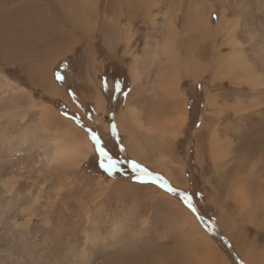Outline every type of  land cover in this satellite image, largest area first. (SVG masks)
<instances>
[{"label": "rangeland", "instance_id": "374dc122", "mask_svg": "<svg viewBox=\"0 0 264 264\" xmlns=\"http://www.w3.org/2000/svg\"><path fill=\"white\" fill-rule=\"evenodd\" d=\"M168 36L180 58L174 97L152 83ZM224 65L226 77L214 76ZM127 107L145 128L158 123L150 144L143 135L149 157L138 160L125 130L107 131ZM57 118L187 193L203 219L177 195L139 183L126 163L105 173L95 150L76 166L51 163ZM216 138L233 142L230 182L234 173L248 182L224 189V160L217 167L209 147ZM263 157L264 0H0V264H264V183L248 175ZM189 212L214 248L197 238Z\"/></svg>", "mask_w": 264, "mask_h": 264}, {"label": "bare ground", "instance_id": "6f19581e", "mask_svg": "<svg viewBox=\"0 0 264 264\" xmlns=\"http://www.w3.org/2000/svg\"><path fill=\"white\" fill-rule=\"evenodd\" d=\"M199 18L200 16L198 15V17L195 19L196 22H199ZM221 20H219L220 22ZM205 21H201L200 22V27H202V29L206 30L207 32H213L214 28L213 29H210L209 27V24H207V21L206 23L204 24ZM221 23V22H220ZM204 24V25H203ZM221 25V24H220ZM195 28V27H194ZM232 35V34H231ZM228 38V37H227ZM236 39V38H235ZM234 39V41H236ZM230 41V40H229ZM238 41V39H237ZM175 40L174 38H170V36H168V38L166 39L165 43L163 44L164 47H162L164 50H160L162 51V53L165 55V61H164V64H161L159 69H158V72H157V76H156V82H152L153 84H155V90L165 96V95H168L170 96L169 94L173 95L172 97H174L175 93L177 94V91H178V83H179V75L177 74L178 72V64H179V52H178V45L175 44ZM236 43V42H234ZM238 44V43H236ZM233 46V45H232ZM239 47V46H238ZM237 47V48H238ZM235 48V47H234ZM240 50V47L238 48ZM238 50V51H239ZM234 51H237V49ZM237 51V52H238ZM240 52V51H239ZM231 53V52H230ZM229 53V54H230ZM236 54L238 55L239 53H236L235 52V57H238L236 56ZM242 54V53H241ZM159 55V54H158ZM163 55V56H164ZM160 56V55H159ZM241 56V55H240ZM161 57V56H160ZM229 58V56H227ZM242 58V57H241ZM226 60V58H223ZM232 59V58H231ZM235 59V58H234ZM237 60V59H236ZM230 61V60H229ZM228 61V62H229ZM178 62V63H177ZM225 62V61H224ZM222 62V64L224 63ZM239 62V61H237ZM232 63V62H231ZM226 64V63H225ZM229 64V63H228ZM227 64V65H228ZM225 66V65H224ZM247 66V65H246ZM226 67V68H225ZM224 68L222 67H218L219 70H216V73L214 74L215 75H218L220 73H223L224 75L229 73V71L227 70V66H225ZM231 67V66H230ZM229 67V68H230ZM234 67V66H233ZM236 67V66H235ZM240 67V66H238ZM250 67V66H249ZM254 67H252L251 69H253ZM240 70V68H237ZM225 70V72H224ZM235 70V69H233ZM249 70V69H248ZM248 70H245L244 71V75L247 73ZM220 71V72H218ZM236 71V70H235ZM241 71V70H240ZM256 71V70H255ZM227 72V73H226ZM231 72V71H230ZM250 73V72H249ZM247 75L246 79H248L249 77H251V73ZM133 74L134 75H138V72L137 70H133ZM194 76L195 73H193ZM220 76V75H219ZM229 76V75H228ZM226 77V75L224 76ZM258 78V77H257ZM223 79V77H222ZM235 79V78H234ZM244 79V77H243ZM251 80V79H250ZM258 80V79H257ZM261 80V79H260ZM252 81V80H251ZM259 81V80H258ZM260 82V81H259ZM263 82V80H262ZM236 84H239V83H236ZM255 84V83H254ZM55 87V86H54ZM130 90H133V86L131 87ZM131 93V92H130ZM183 96V95H182ZM174 98H172L173 100ZM184 100V99H183ZM103 102H101L100 104H102ZM178 105V104H177ZM181 105V104H179ZM184 103L182 104V106L178 107L177 109V118L175 119V126L173 124H170L172 126H174L173 130H172V136L175 135L174 137H177L179 132H180V128L182 126V124L185 122V120L187 119V113L185 111V105ZM102 106V105H101ZM176 108V107H175ZM184 108V111H182V109ZM48 110V108H47ZM123 113V112H122ZM125 115H123V120L125 119V117H128L129 119H132L133 121V124L135 126V128L137 129H142V130H147V135L149 137V134L152 133L151 131L154 130V126L152 125H155L157 126L158 123H156V120H152L151 123L148 124V126L145 128L142 121L140 119H138L139 117V113L137 108H129L127 107V110L124 111ZM239 113V112H238ZM240 114V113H239ZM45 115V114H44ZM51 115V114H50ZM176 115V114H174ZM238 119H242L241 116H237ZM119 119L120 121V125H122L123 123V120ZM163 120V119H162ZM57 121L62 124V128H58V131L61 133L60 134V137H57L55 138L54 142L50 143V144H53L52 147L53 149L50 150L51 152L48 153V154H51V157L49 159V161L51 163H53V161L55 162H60L62 161L63 163L65 164H71L73 166H76L78 164H80L82 161L86 160L88 158V156H90L89 154L93 152L94 150V146H93V143L92 141L87 137V134L85 135H82L80 132H78V130L72 125V122L70 120H67V119H60V118H57ZM171 121V120H170ZM163 122V121H162ZM165 122V121H164ZM163 122V123H164ZM146 124V123H145ZM168 124V123H167ZM165 125V124H163ZM122 127V126H121ZM161 127V126H160ZM163 127V126H162ZM168 127V126H167ZM158 128V127H157ZM160 129V128H159ZM169 129V128H168ZM171 130V129H170ZM168 130V132L170 131ZM163 132V131H162ZM135 133V132H133ZM155 133V132H153ZM130 136V135H129ZM167 136V135H166ZM170 136V135H169ZM165 137V136H164ZM168 137V136H167ZM130 139V138H129ZM154 136H151L148 138V144H150L153 140H154ZM174 140V139H173ZM133 141V139H132ZM146 141V140H145ZM262 141V140H261ZM144 142V141H143ZM147 143L144 142V144H142L140 142V139H134L133 141V145L134 147L136 148V151L138 153H140L141 157L140 158H143L144 156H147L149 157V154H151L152 152L150 153H147L146 151L148 150V146H147ZM260 143V141H259ZM41 144V143H40ZM232 144L233 142H230L229 140L227 142L225 141H221L219 140L218 138L212 140L211 139V142H210V149H211V154H212V158L214 160V164L216 165V162L220 161V160H224V163L218 167V171H219V175L220 176H217V178L220 177V180H222L223 182V185H224V189L226 188L227 189V185L229 186V184L231 185V187L233 188H236V186L239 184V183H246L248 182L246 179V176H243V178H240L239 176L236 175V173H234V177L233 178V181H235V183H232L230 182V176H232V174L230 175L229 174V171L228 169L226 170V167L227 165H230L229 162L231 161V159H233V157L235 156H231L230 157V161L229 159H227L226 157V150L228 148H231L232 149ZM261 145V144H260ZM152 149L153 148H156L155 147H151ZM133 149V147H132ZM131 151V150H130ZM225 152V153H224ZM223 153V154H222ZM250 153V152H249ZM137 154V153H136ZM151 157V156H150ZM261 158V157H259ZM264 158V157H263ZM142 160V159H141ZM263 160L262 163H259V160H256L254 162H256L255 164L253 163L252 165V168L250 167V172H248V175L251 173V176H256V178H258L262 184L264 183V159H261ZM143 162V160H142ZM146 162V161H145ZM147 163V162H146ZM37 164V163H36ZM158 164V163H157ZM246 165V164H245ZM156 166V165H155ZM160 167V165H158ZM254 166V167H253ZM246 167V166H245ZM182 168V167H181ZM243 168V167H241ZM231 169V168H230ZM255 171H254V170ZM238 170V169H237ZM244 172V171H242ZM246 173V172H245ZM169 174V173H168ZM172 174V173H171ZM242 175V174H241ZM244 175V174H243ZM247 177H250V176H247ZM236 178V179H235ZM254 178V177H253ZM235 179V180H234ZM251 180H254V179H251ZM258 180V182H259ZM174 184L176 185H179V183L182 185L181 181H180V178H176L174 176V179L172 180ZM229 181V182H228ZM221 186V185H220ZM241 186V185H240ZM223 187V186H222ZM245 187V186H244ZM251 187V186H250ZM238 189H242L241 187H237ZM223 188H221L222 190ZM228 190V189H227ZM247 191V190H246ZM240 192V191H238ZM248 192V191H247ZM244 197L243 198H239V200L244 203V204H247L250 202L249 200V195H247V193H244ZM262 195V194H261ZM240 197V196H239ZM262 197V196H261ZM238 198V197H237ZM246 199V200H245ZM256 199V198H255ZM243 206H246V205H243ZM249 208V207H248ZM246 209V208H244ZM249 210H252L251 208ZM245 211V210H243ZM253 212V211H252ZM251 212V213H252ZM247 213V212H246ZM192 214V213H191ZM190 212L189 214H187V218L190 220L191 224H195L196 226V230H197V233L196 235H198L197 238L203 240V242L206 244V247L209 249V247L211 248H214V243L213 241L211 240L210 236H208L207 232H205L200 224H198L196 218L194 217V215H191ZM248 215V214H247ZM198 219V218H197ZM187 220V219H186ZM200 222V221H199ZM195 236V235H194Z\"/></svg>", "mask_w": 264, "mask_h": 264}, {"label": "snow or ice", "instance_id": "6c2138e0", "mask_svg": "<svg viewBox=\"0 0 264 264\" xmlns=\"http://www.w3.org/2000/svg\"><path fill=\"white\" fill-rule=\"evenodd\" d=\"M55 78L59 81L64 80V76L57 71L55 74ZM106 84V82H105ZM121 83L119 81L116 82V92H121ZM125 96L128 95V93H123ZM79 123V119L76 117H73ZM88 132L89 138L93 142L94 150L97 153V159H98V165L99 167L107 174L112 175L114 173H117L122 164L127 163L131 166V169L133 172L136 173V180L139 183H152L157 184L159 187L166 189L169 193L177 195L182 202L191 210L194 214L198 215L199 219H203L202 216H199L198 210L196 206L192 203L191 197L174 187H172L167 180H165L163 177L152 173L147 168L141 166L139 163H137L134 160H128L123 161L119 158L114 157L109 150L105 147L104 142L100 138L99 134L91 129H86ZM113 131L115 132V125H113ZM123 150V149H121ZM55 162V161H53Z\"/></svg>", "mask_w": 264, "mask_h": 264}, {"label": "crops", "instance_id": "0c3cea01", "mask_svg": "<svg viewBox=\"0 0 264 264\" xmlns=\"http://www.w3.org/2000/svg\"><path fill=\"white\" fill-rule=\"evenodd\" d=\"M131 106H133V105H131ZM124 112V111H123ZM123 117V116H122ZM123 123H124V121H123ZM122 123V127H121V125H120V121L117 119V121L115 122V123H108V130L107 131H109V130H112L113 129V125H115V130L120 134V132H122L121 130H125L126 131V134L125 135H122V140L125 142V143H128V145L129 146H132V147H134V145H133V141H134V139H140V142L142 143V144H144V142L142 141V139L144 138L143 137V135L144 136H146V132H145V130H142V129H137V128H135V126H134V124L131 122V119H130V121L128 122V123H126V124H123ZM146 123V124H145ZM144 126H146L147 125V122H146V120L144 121ZM106 126H107V124H106ZM106 126H105V128H106ZM133 132H135V133H133ZM123 134V133H122ZM121 135V134H120ZM130 135V136H129ZM138 135H141V137L140 136H138ZM130 138V139H129ZM132 139H133V141H132ZM153 149H155V148H153ZM156 150V149H155ZM134 153H137V155H139L140 157H141V155H140V153H138L137 151H136V148L134 147ZM140 157H138L137 156V158H138V160H140ZM145 164V163H144ZM145 165H147V163L145 164ZM148 165H150V164H148ZM151 166V165H150ZM151 167H153V166H151ZM155 170H158V171H161V170H159V169H156L155 168Z\"/></svg>", "mask_w": 264, "mask_h": 264}, {"label": "trees", "instance_id": "16d2710c", "mask_svg": "<svg viewBox=\"0 0 264 264\" xmlns=\"http://www.w3.org/2000/svg\"><path fill=\"white\" fill-rule=\"evenodd\" d=\"M116 134L118 135V137H120V134L119 133H117L116 132ZM89 137V136H88ZM102 139V138H101ZM103 141V140H102ZM110 150V149H109ZM110 152V151H109ZM111 153V152H110ZM112 154V153H111ZM114 157H116V158H119L118 157V155L117 156H114ZM120 159V158H119ZM121 160H123V159H121ZM126 160H129V159H126ZM126 160H123V161H126ZM127 164V163H126ZM122 165H124V164H122ZM129 167V166H128ZM131 171H132V169H130ZM102 175L104 176V177H106L103 173H102ZM131 178V177H130ZM134 179H136V178H134Z\"/></svg>", "mask_w": 264, "mask_h": 264}]
</instances>
